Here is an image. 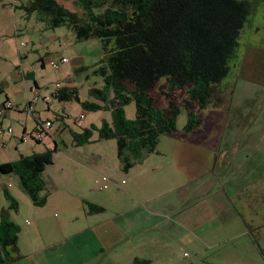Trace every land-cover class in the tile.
I'll return each mask as SVG.
<instances>
[{"label":"rangeland","instance_id":"obj_1","mask_svg":"<svg viewBox=\"0 0 264 264\" xmlns=\"http://www.w3.org/2000/svg\"><path fill=\"white\" fill-rule=\"evenodd\" d=\"M30 6L31 0H0V89L4 90L0 100L8 96L14 104L7 117L0 118L3 121L0 129H4L0 134V163L53 149L56 144L58 149L53 153L54 165L42 173L43 178L49 175L53 179L49 188L39 192V197L46 194L43 205L34 204L16 173L0 172V224L8 220L21 229L11 263L78 264L87 260L95 264L93 257L100 253V247L93 241L94 230L89 226L111 215H116L118 223L126 222L129 226L130 222L117 211H126V216L131 217L129 212H140L169 186L173 187L160 202L174 200L177 195L174 188L192 184L196 179L194 172L200 178L214 172L213 194L197 203L196 213L206 210L218 196L226 200L231 211L216 209L218 217L210 218L196 231L206 233L205 237L183 236V231L176 235L170 229L163 233L147 231L131 242L125 241L116 250H107L100 264H264V85L237 83L234 77H226L216 85L209 106L202 111L203 122L191 132L185 130L189 119L183 106L187 98L185 90L175 89L168 95L153 90L151 95L159 107H166L172 100L181 106V111L174 134L161 135L156 150L141 156L148 158L147 166L137 165L130 177L123 174L118 167L116 140L100 138L97 130L91 144L78 148L83 154L99 151L105 157L106 170H115L116 174H122L120 179H126L116 183L73 158L68 159L74 155L71 143L75 134L92 124L100 127L105 119L111 121L110 110L92 111L76 100L60 102L53 98L58 83L76 87L82 99L94 98L90 89L105 85L103 77L94 73L104 57L102 42L96 37L77 39L66 24L51 27L49 16ZM72 6L82 14L80 7ZM244 27L241 41L248 42L251 38L248 33L254 29L247 22ZM262 35L264 28L259 37ZM62 55L68 62L55 69L51 61ZM236 60L232 59L231 66ZM34 90L40 100L36 106L33 103L32 109L24 107L27 100L35 98ZM124 108L125 116L134 119L135 102ZM36 111L40 113L39 119ZM47 118L53 121V126L37 138V131ZM9 126L12 133L7 131ZM232 158L242 160L244 167L230 166ZM200 183L203 180L197 182L199 186ZM114 190L122 194L131 190L132 199L125 194V201H118ZM103 200L104 208L89 213L97 208L91 201ZM244 230L249 239L241 235ZM228 237L231 238L225 240ZM150 240L154 247L158 240L165 242L166 250L155 253ZM104 247H108L107 243ZM144 251L153 259L146 263L132 260V256Z\"/></svg>","mask_w":264,"mask_h":264},{"label":"trees","instance_id":"obj_2","mask_svg":"<svg viewBox=\"0 0 264 264\" xmlns=\"http://www.w3.org/2000/svg\"><path fill=\"white\" fill-rule=\"evenodd\" d=\"M82 14L57 0H31V8L49 16L48 25L71 27L77 39L99 38L104 57L94 73L103 77L102 88H91L94 100H82L76 87L57 88L53 97L76 100L92 111L109 109L111 121L91 125L76 133L77 145L88 143L94 131L103 139H115L121 169L129 171L144 153L156 150L163 134H174L181 106L172 100L159 107L151 92L165 95L175 89L186 92L189 119L186 131L203 122L202 111L216 85L231 71L242 28L253 13L251 0H76ZM2 91H0L1 93ZM136 105V116H125V105ZM197 107V111L194 107ZM52 123V122H51ZM58 145L43 152L0 163V172L16 173L34 204L46 187L42 173L53 162ZM20 227L0 224V264H10L17 249Z\"/></svg>","mask_w":264,"mask_h":264},{"label":"crops","instance_id":"obj_3","mask_svg":"<svg viewBox=\"0 0 264 264\" xmlns=\"http://www.w3.org/2000/svg\"><path fill=\"white\" fill-rule=\"evenodd\" d=\"M60 4H62L64 7L68 8L69 10L76 11L75 8H73L72 4L74 6L80 7L77 3L76 0H57ZM252 4L254 6L253 13L250 14V16L247 19V23L250 24L251 29L254 31H250V36L248 42H242V36H243V30H245V27L242 28L241 33H240V38H239V46L237 48V52L235 55V58L237 59L231 66V71L228 74L227 77L232 76L234 77L235 81L237 83H242V82H247L250 84H263L264 85V36L259 37L260 30L264 28V0H251ZM81 8V7H80ZM246 24V23H245ZM250 29V30H251ZM255 36H258L257 38H254ZM243 52L241 53V51ZM240 51V53H239ZM79 67H77L78 69ZM64 87H68L67 84H62ZM36 87H38L36 83ZM0 91H4L3 89H0ZM1 94V93H0ZM54 98V97H53ZM44 99L47 101L50 99L44 97ZM55 100H58L54 98ZM82 99V98H81ZM95 98L91 99L94 100ZM6 100H9V97L6 96L4 99L0 100V105L4 103ZM40 99H38L39 101ZM53 100V99H52ZM86 100V99H82ZM89 100V99H88ZM37 101V102H38ZM60 101V100H59ZM72 101V100H71ZM29 100H27V103L24 107L28 106ZM35 102V106L37 104ZM60 102H65V101H60ZM50 105H48V109L50 110ZM65 109V108H64ZM11 110V109H10ZM6 111V113L3 115V117H7L9 111ZM37 110V108L35 109ZM36 117L39 119L40 113L39 111H36ZM58 115L57 113H55ZM84 115V114H81ZM60 116V115H58ZM62 117V116H61ZM51 121L53 126V121L51 119H48L46 121ZM1 123L3 122L2 120L0 121ZM110 122V121H109ZM1 125V124H0ZM42 125V124H41ZM95 125V124H92ZM85 128V127H84ZM257 128H253V130H256ZM244 131H248V127L244 128ZM25 132V131H24ZM25 135V133H24ZM93 141L90 140L88 143L84 145H77L75 141L71 143L72 149L74 150V155L69 156V160L73 158L74 160L78 161L80 164H82L85 168L90 167L91 169L96 172L95 174H102L104 177L108 176L110 179L115 181L116 183H120L122 181H125V178L120 179V176L122 174H116L115 170L111 171L109 168L106 170V160L104 159L105 157L100 154L99 151H91L87 152L88 154H83L79 152L78 148H82L83 146H86L88 144H91ZM249 146H252L249 144ZM83 154V155H78V154ZM29 156V155H26ZM116 156L117 155V150H116ZM119 163L118 167L121 168L120 166V161L118 158ZM148 158L147 159H141L135 163L133 167L129 169V171L125 172L121 169L123 174H130L129 177L135 173H132V170L137 166H147ZM244 162L237 161L236 159L232 158L231 161L229 162L230 166L236 167V169H241L244 167ZM54 165V162L46 166V169L44 172L49 168L50 166ZM157 168V167H156ZM156 168H152L153 170ZM43 172V174H44ZM214 173V172H213ZM213 173H209L208 175H204L203 177L200 178V174L197 172H194L193 178V183L190 184L189 186H177L174 188L175 191H177V195L174 200H167V201H161L162 197L168 193L167 191L171 190V187H167L165 185L164 190H162L159 194H157L152 200L151 203L147 206L144 205L143 209L139 211L134 210L132 212L131 217L126 216V211H117L116 214L120 215L123 214L127 222H130V225H126V222L124 223H118V219L116 215H111L108 219H101L100 221H96L93 225L89 226L94 230L93 233V241L99 244V254L94 256L93 258L95 260V264H100L104 257L105 253L107 250H116L122 243L125 241H133L134 237L137 235H143L147 231H156L159 233H163V231L166 230H171L174 233L180 234L178 232L183 231V236L186 235H196V236H202L205 237L206 233L199 234L196 231L200 230L202 226L206 225L209 221L210 218L212 219L213 217L217 218L218 213L217 210H221L223 212L231 211V207L228 206L226 200L219 197L213 201V203H209L206 210L202 211L201 213H196V205L197 203L200 202V200H203L207 197H210L213 194L214 190V184H215V176ZM46 187L45 189L49 188V185L53 183V179L48 177L43 178ZM20 180V179H19ZM203 180V183L197 184V182ZM130 189V188H129ZM114 194L118 195L116 197V200H124L125 201V194L128 199L131 200L132 198V193L131 190L124 191V194L120 193L119 191L114 190ZM120 193V194H119ZM215 195V194H214ZM45 201H46V194H45ZM94 208L93 211L89 212H95V209H101L104 208L103 205L106 203L105 200L100 201V202H93L91 201ZM100 205V206H99ZM175 214V215H174ZM116 217V218H115ZM126 225V226H125ZM251 226V225H250ZM250 227L247 228L249 230ZM175 230L177 232H175ZM193 230V231H192ZM213 232L215 231L214 228L212 230ZM167 235V234H165ZM241 235H244L247 237L246 230L242 231ZM174 238V236H172ZM232 237V236H231ZM231 237L226 238L225 240H229ZM249 239V237H247ZM167 239V238H166ZM176 240H180V237L176 236L174 238ZM169 241V240H168ZM107 243V248L104 246ZM142 245V243H140ZM165 242L158 240V242L155 244L154 247V242L153 240H150L149 245L151 246L152 250L155 253H160L163 250L165 251L167 247H163ZM162 247V248H161ZM161 254V253H160ZM151 254L148 253V251L140 252L139 255L132 256V260L136 261L137 263H146L148 262V259H153L150 257ZM97 257V258H96ZM99 257V258H98ZM92 258V259H93ZM12 264V263H10ZM78 264H93L91 262H87V260H84Z\"/></svg>","mask_w":264,"mask_h":264},{"label":"built area","instance_id":"obj_4","mask_svg":"<svg viewBox=\"0 0 264 264\" xmlns=\"http://www.w3.org/2000/svg\"><path fill=\"white\" fill-rule=\"evenodd\" d=\"M67 62H68V58L66 56L62 55V56H60V58L52 60L51 64L55 69H58L60 67V64L67 63ZM61 86H62V84H59V83L56 85L57 88H60ZM34 92L36 93L35 98L33 99V101L28 102L29 109H32L33 103L37 102L39 99L37 90H34ZM13 107H14V104L10 100H6L4 103H2L0 105V118L3 117V115L6 113V111L12 109ZM81 116H84V115H81ZM51 125H52L51 121H49V120L45 121L44 126H41V129H39L37 131V135H36L37 138H41L42 134L44 132H47V130L51 127ZM7 131L12 133L13 128L11 126H9L7 128ZM1 133H4V129L2 127L0 129V134ZM25 137H26V135L23 136V138H25Z\"/></svg>","mask_w":264,"mask_h":264}]
</instances>
